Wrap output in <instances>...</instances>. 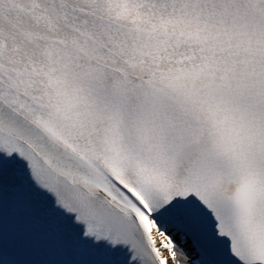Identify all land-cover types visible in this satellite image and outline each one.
<instances>
[{"label": "snow or ice", "instance_id": "6c2138e0", "mask_svg": "<svg viewBox=\"0 0 264 264\" xmlns=\"http://www.w3.org/2000/svg\"><path fill=\"white\" fill-rule=\"evenodd\" d=\"M0 264H264V0H0Z\"/></svg>", "mask_w": 264, "mask_h": 264}]
</instances>
